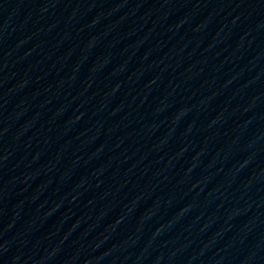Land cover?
<instances>
[{
	"label": "water",
	"instance_id": "water-1",
	"mask_svg": "<svg viewBox=\"0 0 264 264\" xmlns=\"http://www.w3.org/2000/svg\"><path fill=\"white\" fill-rule=\"evenodd\" d=\"M0 264H264V0H0Z\"/></svg>",
	"mask_w": 264,
	"mask_h": 264
}]
</instances>
